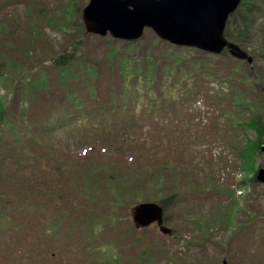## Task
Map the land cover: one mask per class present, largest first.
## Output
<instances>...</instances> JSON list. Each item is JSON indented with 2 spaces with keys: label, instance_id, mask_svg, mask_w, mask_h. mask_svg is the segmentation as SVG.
<instances>
[{
  "label": "rangeland",
  "instance_id": "1",
  "mask_svg": "<svg viewBox=\"0 0 264 264\" xmlns=\"http://www.w3.org/2000/svg\"><path fill=\"white\" fill-rule=\"evenodd\" d=\"M89 2L0 0V51L21 64L29 60L47 66L51 98L37 94L27 113L29 123L40 126L39 121H45L51 111L58 115L78 113L82 122L80 126L74 122L69 130L49 131L44 134L49 140L43 138L41 145H34L26 152L15 144L17 135L25 132L27 122L20 121L24 108L19 107L18 94L12 99V115L7 117L12 129L4 131L6 126L0 122V200L3 202L0 201V221L4 226L0 228V264L8 261L10 264H222L224 260L228 264H264V184L253 181L255 175L250 172L254 164L255 172L264 167V153L245 161L241 154L245 146L240 143L246 139L254 142L256 134L236 133L232 126V122L242 123L253 114L245 107L238 114L234 88L244 93L255 118H261L264 123V0H258L256 9L246 14V23L241 20L233 28L234 31L240 24L247 27L243 42L230 39L253 57V68L243 62L237 78L240 82L226 87L220 81L209 80L198 88L193 99L174 100L176 103L166 107V115L156 125L149 122L146 114L138 112L143 108L136 105V93L125 100L118 96L124 80L120 59L133 43L91 35L77 26L79 23L85 27L82 13ZM67 26L71 29H66ZM240 31L241 28L238 34ZM155 40H158L156 35L147 30L138 48L150 53L153 46L158 53L163 46L156 45ZM110 45L119 52L111 62L107 57ZM69 51H74L77 64L88 71V66L96 70L92 83L97 84L99 100L105 105L104 118L97 101L85 99L82 108L70 109L60 92L56 69L49 64ZM77 71L84 74L81 67ZM249 72L258 79L254 85L243 81L244 73ZM86 78L80 76L81 81L75 83L84 92L89 84ZM7 89L5 83L0 85L1 97L7 94ZM213 99L219 100V104L212 105L209 100ZM112 101L116 105L114 111ZM139 151L142 154L135 153ZM85 153L90 160L75 159ZM64 154L71 157L78 171H85L98 161L122 160L125 171L140 162L146 172L152 158L159 162L158 166L166 168L160 174L162 184L167 181L169 185L173 180L177 183L178 198L164 212L163 227L169 234H162L157 225L144 230L129 227L130 210L111 211L108 204L114 198L110 193L112 182L105 171L96 183L81 175L75 185L69 186L73 174H68L65 163L70 160H65ZM163 158L171 163H160ZM160 175L151 179L152 186ZM123 176L131 179L129 173L123 172ZM50 186L56 189L48 191L55 196L56 208L49 203L54 197L45 194ZM144 191L147 192L142 200L133 206L159 202L170 195L167 190H162V195L147 188ZM11 199L17 203H6ZM219 208L230 211L232 217ZM60 211L64 220L58 232H53L54 214L59 221ZM72 213L80 223L76 228L66 218V214ZM127 214L128 219L124 217ZM87 217L91 228L86 229ZM115 218L117 224L111 222ZM95 220L101 223V230ZM19 223L25 226L22 234L11 228ZM200 223H204V230ZM94 231L97 235H93ZM205 235L207 239H203ZM32 242H36L35 246ZM46 251L49 259L44 258Z\"/></svg>",
  "mask_w": 264,
  "mask_h": 264
},
{
  "label": "trees",
  "instance_id": "2",
  "mask_svg": "<svg viewBox=\"0 0 264 264\" xmlns=\"http://www.w3.org/2000/svg\"><path fill=\"white\" fill-rule=\"evenodd\" d=\"M257 4L258 0H242L236 13L231 16L226 28L225 37L229 41L234 39L235 41L237 40L238 43L243 42L248 31L247 27L239 23L240 26L237 27L234 31L233 28L235 27L236 23L241 20L243 21V23H246V14L248 12H253V10L256 9ZM252 5L255 7H253ZM65 22L66 21L64 20L63 24H65ZM77 26H80L81 31H85L84 27L79 23ZM239 28H241L242 31H240V33L238 34L237 31L239 30ZM66 29H71V27L67 26ZM235 33L237 38H234ZM141 42L143 41L141 40L139 42H133L134 46H128L126 54H124L120 59L121 72H123L124 74V80H122V87L119 90L118 96H121L122 99L125 100L128 95L130 96L136 93V105L137 107L142 106L141 108H143L142 110H138V112H140V115L146 114L149 122H151L153 125H156L158 121L166 115V107H171L172 104H175L176 102L174 100L180 102L184 101L185 99H193V97L198 93V88L202 87L203 84L209 80L220 81L226 87L231 86V84L234 82H240L237 78L239 77L238 75L244 67L243 62L235 61L228 55L227 52H224L222 56H214L194 49L174 47L167 43H162L159 40H155L154 43H156V45L163 46V48L159 50L158 53H155L154 47L152 46L151 48H149L150 53H148V51L143 52L138 48V45ZM108 48L109 52L107 57L109 59V62H111V60L113 61L119 54V52H117L112 45L108 46ZM262 50L264 51V48ZM49 65H53L52 67L56 69V76L58 82H60V92H63L64 99L67 101L70 109L74 107L82 108L84 106V100L91 99L93 101L95 100V102L97 101L96 106L103 112L101 116L103 118L105 117V105L102 104V102H100L99 100L101 98L99 97L98 86L97 84L95 86L92 83L94 81V77L97 76V72L95 69L91 68V66H88V71L83 65L77 64L74 61V51L65 52L60 56H57ZM46 67L47 66L45 64L32 63V61L29 60L26 61V64L18 63L0 51V85L5 83L9 88L7 89L6 95L2 97L0 96V122L4 123L6 126L5 129H3L4 131L11 128V122L8 121L7 117L12 115L11 102L12 99H15L18 94L20 101L19 107L24 108V110L20 114V121L25 120L27 123H24L25 132L17 135L15 144L19 145L18 147L23 151L26 150V152L34 145H41L44 141L43 138L48 139L44 134H47L49 131H52L53 133L58 130L65 131L69 130L74 122L78 126H80L82 123L79 119L78 113H63L61 115H58V113L54 114L52 113V111L47 115L45 121H39L42 122L40 126L33 127L29 123V114L27 113L36 100L37 94L39 92L44 93L48 100L51 98V85ZM79 67L84 69L83 73L85 75L82 73L80 74V72L77 71V68ZM80 76H83L84 78H91L85 79L86 82H89V84H87V92H84V90L78 88L75 84L81 81V79H79ZM244 77L245 79L243 81H245V83L248 81L253 85L255 84V75L253 74V72H249L247 74L244 73ZM85 81H83V83ZM110 90L112 92L111 98L113 99V84L110 85ZM233 90L235 93L233 96V100L235 99L234 101L237 102L239 110L238 114H241L244 107L248 108V112L251 111L253 113L251 114L250 118L246 119L242 123L232 122V126H235V132L238 133L241 131L245 134V132L247 131H253L254 133L256 131L258 133H261L263 124L260 120H255L254 109L250 104L247 103L246 99L243 97L244 93L240 94V92L235 88ZM209 101L212 105L219 104V100L217 99ZM115 106V103L112 101L111 107L113 108V111ZM83 124L86 125L87 122H83ZM240 145L245 146V151L241 152L245 161H250L251 156L255 158L260 148L259 144L255 143V141L252 142L249 139H246V141L240 143ZM138 149L141 150L140 147ZM135 153L142 154L141 151ZM87 154L88 153H85L83 154V156L75 159L83 158L84 160L88 161L90 159L88 157H85V155ZM64 159L70 160L69 163H65V167L69 168L68 174H73L72 179L68 184L69 186L75 185L80 179L81 175L85 179H89L95 183L101 176L102 171H105L108 177H111V180L108 179L112 182V185H110V193L114 196L112 204L115 205L116 208H114L112 204H108V206L113 212H118L120 209H122L126 211L130 210L131 214L132 209L137 206H133V203H138V201L142 200L143 195L147 192L144 191V188H147L149 191H157L159 195L163 194L162 190L170 191V195L166 199L164 198L159 202H153L158 203L165 210L171 209V206L176 201V198H178V193L175 192L177 191L176 181L173 180V183L170 182L169 185H167V181H164L162 184L161 175H163V171H166V168H161V164H159L158 166L157 163L159 162H156L153 158L150 162L151 164L146 167V172L143 171V165L141 166L140 162H136L137 166H128L130 168H127V171H125L123 169L125 166V162L124 165H122V160H119L117 162L115 161L114 163L104 160H102L101 162L98 161L97 165L95 164L93 166H87V169L85 171H78V167L74 166V163L70 156L64 154ZM145 159H147V157H145ZM25 162L26 161H23L22 163ZM160 163H171V161L169 159L163 158L161 159ZM60 170H62V168H60ZM173 171H175V169ZM123 172L129 173L131 175V179L129 180L127 177L123 176ZM250 172H254L255 175V164L253 167H251ZM157 175L160 176L154 180V185L152 186L150 184V181ZM49 179L52 180V178ZM113 180H115V183ZM253 181L255 180L253 179ZM24 189H26L25 186ZM48 191L53 192L56 191V189L54 188V186H50L45 193L47 196L51 195L52 197H54L53 200L50 199L49 203L53 204V207H55V205L57 204V201H55V196L53 193H49ZM12 202L17 203L12 199L6 203ZM22 205L24 207L25 202ZM219 209L224 212L226 216L230 218L232 217L230 211L224 210L222 208ZM61 212L62 211H60V214H58L57 216L59 221L56 220V215L54 214V227L57 230L54 228L53 232H58V228L61 226V222H63L64 220V218L62 217L63 214H61ZM74 215L75 213L66 214V218L69 222H71L70 226L76 228L80 223L75 220L76 217ZM124 217L127 219L129 218L128 214ZM87 221H89L88 217L85 220L86 229L88 227L91 228V224ZM111 222H113V224H117L118 218L113 219V221L111 220ZM96 223L101 230V223L99 221H96ZM203 224L204 223H200V226L204 230L205 227L203 226ZM3 227L4 226H2V221H0V228ZM23 227H25L24 223H19L16 224V226H12L11 228L13 231L17 232V234H22ZM129 227H134L133 222H129ZM93 235H97V232L94 231ZM86 236L87 235L83 237L84 243L86 242ZM1 237L2 236H0V238ZM203 237V239H207L208 236L205 235ZM65 240H68V238H66ZM135 242H138V240L135 239ZM34 243L36 244V242ZM39 246L41 247L42 244H40ZM146 251L147 250L145 249L141 256L144 257ZM44 258H50V256H48V251L45 252ZM1 264H3V262ZM7 264H10L9 261Z\"/></svg>",
  "mask_w": 264,
  "mask_h": 264
},
{
  "label": "water",
  "instance_id": "3",
  "mask_svg": "<svg viewBox=\"0 0 264 264\" xmlns=\"http://www.w3.org/2000/svg\"><path fill=\"white\" fill-rule=\"evenodd\" d=\"M242 0H91L82 17L89 34L115 40L137 41L152 30L164 42L213 55L227 50L233 58L252 64L253 59L225 38L230 17ZM258 179L264 182V172ZM163 209L153 203L133 210L140 228L163 225ZM164 234L169 230L162 228ZM223 264H227L226 261Z\"/></svg>",
  "mask_w": 264,
  "mask_h": 264
},
{
  "label": "flooded vegetation",
  "instance_id": "4",
  "mask_svg": "<svg viewBox=\"0 0 264 264\" xmlns=\"http://www.w3.org/2000/svg\"><path fill=\"white\" fill-rule=\"evenodd\" d=\"M257 137H258V143L261 144L260 145L259 154H262V153H264V127L261 130V133H257ZM261 170L264 171V167H262L261 169L258 170V172H257V181H259L258 175L260 174Z\"/></svg>",
  "mask_w": 264,
  "mask_h": 264
}]
</instances>
